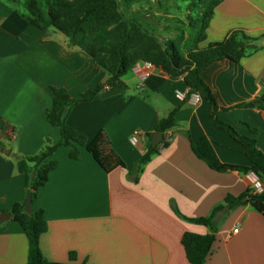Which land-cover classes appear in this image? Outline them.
Returning <instances> with one entry per match:
<instances>
[{"label":"crops","instance_id":"crops-1","mask_svg":"<svg viewBox=\"0 0 264 264\" xmlns=\"http://www.w3.org/2000/svg\"><path fill=\"white\" fill-rule=\"evenodd\" d=\"M14 10L0 0V212L25 199L24 176L16 171L13 155L35 154L45 137L60 139L59 128L46 118L50 86L78 97L106 79L104 70L64 35L30 25ZM233 29L259 37L261 47L238 62L214 61L201 75L221 107L218 118L256 138L264 152V0H219L200 46L223 40ZM122 81L120 88L105 87L76 104L66 121L89 141L105 134L125 167L105 172L85 147L78 159L70 158L71 146L53 154L57 164L31 205L43 210L47 222L39 238L41 252L55 262H66L74 252L75 264H189L182 234H206L209 228L179 217L171 204L185 217L208 215L226 195L246 190L248 175L235 166L250 161L242 145L211 122V105L202 94L196 102L177 96L186 88L181 77L172 79L155 66L143 81L133 70ZM254 100V106H237ZM172 110L174 125L162 132L170 141L135 173L159 119ZM134 130L139 139L132 145ZM203 136L226 172L210 169L193 153L191 142ZM218 219L206 264H264L261 213L245 204L219 212ZM26 259V236L10 217L0 223V264H26Z\"/></svg>","mask_w":264,"mask_h":264},{"label":"trees","instance_id":"trees-1","mask_svg":"<svg viewBox=\"0 0 264 264\" xmlns=\"http://www.w3.org/2000/svg\"><path fill=\"white\" fill-rule=\"evenodd\" d=\"M5 1L15 3L18 0ZM140 1L143 0H24L25 13L19 14L14 10L30 25L53 28L60 32L70 45L83 50L106 73L103 83L84 91L78 97H71L64 87L50 86L53 98L51 107L46 111V118L50 124L59 128V141L52 142L49 137H45L42 147L35 154L13 155L16 171L24 176L25 191L30 189L32 200L38 189L46 184L49 172L57 164L52 159L53 154L63 146H71L69 156L72 159H78L80 147H85L105 172L125 167L105 134L100 133L89 141L82 132L70 127L66 120L76 104L92 100L105 87L120 88L123 85L122 77L139 60L151 62L172 79L181 77L189 92L202 94L211 105V122L240 143L250 161L249 165H238L235 168L242 173H255L264 183V152L258 147L256 138L239 133L218 118L217 113L221 107L201 75L204 68L214 61L229 59L238 62L240 58L251 55L261 47L257 44L259 37L248 36L242 29H233L223 40L200 46L206 38V29L219 0H182L187 2V22L179 20V24L173 26L175 38H162L153 29L144 27L142 18L127 14L126 10ZM257 103L254 100L237 106L250 107ZM174 113L172 110L160 118L156 131L164 132L171 128L174 125ZM249 131L255 133L256 129L250 127ZM161 144L163 147L168 144L164 137L157 145L149 142L147 150L136 162L135 173H139L151 157L160 151ZM191 149L210 169L227 171L228 167L218 159L208 137L203 136L191 142ZM23 203H14L7 212L21 226L26 236V264H75L74 252L68 253L66 262L50 261L44 257L39 246L40 235L47 230L44 212L41 208L34 210L32 207L30 212H26ZM245 204L264 216V191L253 192L248 186L237 196L226 195L223 202L215 205L208 215L195 218L183 216L171 204L179 217L209 228L206 234L190 231L182 234L180 242L189 264H206L220 223L219 212Z\"/></svg>","mask_w":264,"mask_h":264},{"label":"rangeland","instance_id":"rangeland-1","mask_svg":"<svg viewBox=\"0 0 264 264\" xmlns=\"http://www.w3.org/2000/svg\"><path fill=\"white\" fill-rule=\"evenodd\" d=\"M23 1L8 3L18 13H25ZM126 12L128 15L142 18L144 27L153 29L160 37L175 38L173 26L179 24V20L187 22L185 18L188 10L187 2L182 0H143L133 4Z\"/></svg>","mask_w":264,"mask_h":264},{"label":"built area","instance_id":"built-area-1","mask_svg":"<svg viewBox=\"0 0 264 264\" xmlns=\"http://www.w3.org/2000/svg\"><path fill=\"white\" fill-rule=\"evenodd\" d=\"M155 67V65H153L151 62L149 61H143V60H139L137 61L132 70L134 72H136L139 76V79L141 81H143L150 73V70ZM199 93H195V92H189L188 88L186 87L183 91H177V96L182 99H189L193 102H196L197 97H198ZM139 139V133L137 130L132 131V133L129 136V142L132 145L137 144ZM162 140V139H161ZM160 140V142H161ZM164 140L166 142L170 141V136H166L164 137ZM161 148L163 147V144L160 145ZM248 178H249V187L252 188L253 192H257L260 193L262 191H264V183L261 181V179L253 172H247ZM238 229L237 227H234L232 229V232H236Z\"/></svg>","mask_w":264,"mask_h":264},{"label":"water","instance_id":"water-1","mask_svg":"<svg viewBox=\"0 0 264 264\" xmlns=\"http://www.w3.org/2000/svg\"><path fill=\"white\" fill-rule=\"evenodd\" d=\"M152 138V144L157 145L160 140L162 139V132L156 131L151 135ZM10 153V150H4V154L8 155ZM31 205H32V197H31V191L30 189H27L25 192V199L23 203V209L26 212L31 211ZM11 217L9 212H0V223L9 219Z\"/></svg>","mask_w":264,"mask_h":264}]
</instances>
